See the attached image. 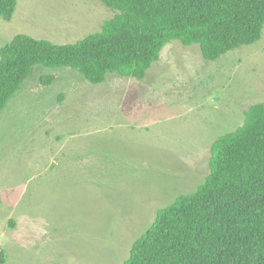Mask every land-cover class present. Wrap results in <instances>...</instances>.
<instances>
[{
	"label": "rangeland",
	"instance_id": "1",
	"mask_svg": "<svg viewBox=\"0 0 264 264\" xmlns=\"http://www.w3.org/2000/svg\"><path fill=\"white\" fill-rule=\"evenodd\" d=\"M113 15L101 0H18L0 48L20 33L75 43ZM263 101L264 31L216 61L173 40L143 79L36 65L0 114V264H123Z\"/></svg>",
	"mask_w": 264,
	"mask_h": 264
},
{
	"label": "trees",
	"instance_id": "2",
	"mask_svg": "<svg viewBox=\"0 0 264 264\" xmlns=\"http://www.w3.org/2000/svg\"><path fill=\"white\" fill-rule=\"evenodd\" d=\"M101 1L113 17L75 43L20 33L0 48V114L39 64L71 67L93 84L112 72L143 79L173 40L216 61L264 31V0ZM17 5L0 0V16L10 20ZM210 153L209 175L157 211L123 264H264V101Z\"/></svg>",
	"mask_w": 264,
	"mask_h": 264
}]
</instances>
